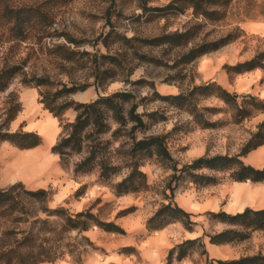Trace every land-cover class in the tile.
Instances as JSON below:
<instances>
[{
    "label": "rangeland",
    "instance_id": "1",
    "mask_svg": "<svg viewBox=\"0 0 264 264\" xmlns=\"http://www.w3.org/2000/svg\"><path fill=\"white\" fill-rule=\"evenodd\" d=\"M222 1L225 0L215 3L205 0L204 6L210 13L206 15L195 12L189 0H0V69L16 70L7 89L0 92V130L25 131L36 125L31 131L40 134L43 142L46 136L52 142L50 151L56 153L52 147L60 140L63 124L74 121L76 111L71 107L60 117L54 115L41 102L44 94L53 95L65 85L78 86L77 91L68 95V100L90 102L101 95L131 91L134 97L125 107L128 109L136 103V111L147 122V127L137 129L135 135L142 138L166 134L175 161H163L157 156L142 159L140 170L147 175V186L118 193L115 184L129 174L126 167L109 178L102 177L98 167L76 174L75 163L83 154H72L63 160L56 153L60 160L51 163L49 169L52 172L60 164L73 174L77 188L68 193L62 189L63 181H55L51 173L36 174V181L30 179L31 173L28 177L20 175L22 169L16 167V157L11 153L19 147L9 140H0V186L8 188L22 182L26 189L46 188L51 192L45 202L26 196L17 209L28 208L27 213L0 217V248L17 247L18 241L32 229L38 242L43 241L51 248V259L39 264H82L91 249L106 250L92 239L94 231L101 228L104 234L112 232L92 226L84 231L60 234L55 229L58 217L40 208L63 206L73 213L91 209L102 220L117 223L116 218L130 213L124 210L138 209L136 205L124 208L120 203L147 202L148 206L161 201L167 203L169 183L178 182L176 195L188 191L200 198L209 192L208 188L232 181L229 171H218L213 172L219 179L217 184L198 185L189 176H180V169L204 154L239 153L264 121V112L255 110L250 118L236 122L229 105L218 96L199 95L197 112L201 122L189 109L179 108L164 98L211 81L221 83L232 93L263 98L264 77L259 76L251 85H247L246 79L252 72L264 68L236 73L229 66L264 51V0H231L228 4ZM17 14L35 17L22 32L14 24L13 17ZM180 31L186 36L178 43L154 42L164 34ZM221 39H226L225 44L190 62L186 60L192 49ZM222 73L226 74L225 83L221 82ZM116 127L117 123L112 120L111 129L103 138L113 139L110 150L114 159H120L114 149L130 135L124 130L121 138L114 139L112 132ZM173 163L180 176L177 181L172 178ZM201 172L208 170L201 169ZM11 178L16 180L10 182ZM46 217L48 222L39 221ZM199 222L207 226L209 234L219 233L220 223L229 225L214 220L209 214ZM241 241L245 240L233 244ZM204 248H194L190 256L195 252L206 253ZM244 248V252L249 251L246 255L264 254V249L257 248L253 242Z\"/></svg>",
    "mask_w": 264,
    "mask_h": 264
},
{
    "label": "trees",
    "instance_id": "2",
    "mask_svg": "<svg viewBox=\"0 0 264 264\" xmlns=\"http://www.w3.org/2000/svg\"><path fill=\"white\" fill-rule=\"evenodd\" d=\"M189 1L195 12L206 15L210 14L208 8L204 6L205 0ZM206 1L211 3L220 2V0ZM230 1H222V4H228ZM181 10L183 9L181 8ZM13 18L15 27L19 32H22L27 27V24L34 21L35 17L17 14ZM184 36H186V33L181 31L168 33L154 39V42L163 43V41H169L178 43L181 40L180 38ZM225 42L226 39H221L213 42V44L194 48L188 53L186 60L190 62L201 54L215 50L225 44ZM258 68H264V51L256 54L250 60L229 66V69L234 70L236 73L250 72V70ZM15 73L16 70L12 68L0 69V92L7 89L9 81ZM97 77L99 79L100 75L97 74ZM77 89L78 86L65 85L64 88L59 89L53 95L44 94L41 100L54 115L59 117L71 107L76 111L74 121L63 124L60 140L52 147V150L62 156L63 160H66L72 154H83V157L75 163L74 173L89 172L98 167L101 176L109 178L120 169L126 167L129 169V174L115 184V189L118 193H127L141 190V188L147 186V175L144 171L140 170L142 159L157 156L163 161L169 160L175 162L174 156L168 148V136L166 134H149L142 138L135 135L134 132L137 129L147 127V122L143 118V115L136 111V103H133L128 109L125 107L134 97L131 91H116L110 95H101L90 102L68 100V95L77 91ZM199 95L218 96L229 105L232 117L236 122L250 118L255 110L264 112V97L258 98L252 94L241 95L237 92L232 93L221 83L215 81L199 84V86H195L187 92L181 91L178 94L164 96V98L179 108L185 107L189 109L198 118L197 98ZM60 97L65 98L60 100ZM240 97H242V100L239 99ZM12 116L14 115L12 114ZM112 120L117 123V127L112 132L114 139L121 138L124 130L128 131L130 135L129 139H123L120 145L114 149L115 155L120 156L118 157L120 159H114L113 152L110 150L113 139L103 138V134L110 131ZM198 121L203 122L202 118H198ZM252 134V138L244 144L239 153H235V155L229 153L201 155L191 163L184 164L180 169V176L187 175L191 181L198 185H213L219 182V179L213 175V172L229 171L230 178L235 181L264 182V167L252 166L247 164L243 159L252 149L264 144V121L258 125V130ZM0 140H9L21 149L35 147L43 143L40 134L31 130H0ZM172 167L175 169L172 178H175V181H177L180 177L177 175V166L173 163ZM201 169H206L208 172L199 173ZM178 185V182L168 184L170 192H167L165 195L168 202L162 204L156 213L147 220L149 231L163 228L172 221H180L188 228H193L195 222L192 220L191 213L174 201ZM50 194L51 192L46 188H39L37 190L26 189L22 182H16L8 188L0 186V217H10L16 212L27 213L28 208L17 209L19 208V204L23 203L26 196H31L45 202ZM40 209L48 215H56L58 217L55 229L59 230L60 234L71 230H78L80 232L92 226H100L112 233H126V230L120 224L102 220L91 209L81 210L77 213H73L63 206ZM131 211L132 208L126 209L124 213ZM208 214L214 220L226 222L230 225L229 228L219 233L208 234L209 239L213 243H233L246 240L255 230H264V208H246L236 214H231L224 210L209 212ZM39 221L45 223L49 221V218L46 217ZM17 244V247L0 248V264H39L47 259H51V248L44 244L43 241L38 242V237L32 229L28 230ZM203 246V241L200 238L186 240L185 243L173 248L168 258L171 259L176 252L175 257L178 260H182L194 248ZM203 250L205 251V248ZM217 261L223 264H264V254L255 253L253 255H243L238 259H220ZM213 263L214 261L210 260V264Z\"/></svg>",
    "mask_w": 264,
    "mask_h": 264
},
{
    "label": "crops",
    "instance_id": "3",
    "mask_svg": "<svg viewBox=\"0 0 264 264\" xmlns=\"http://www.w3.org/2000/svg\"><path fill=\"white\" fill-rule=\"evenodd\" d=\"M262 70L252 72L246 79L247 85L254 83L259 76L264 77V70ZM225 79L226 74L222 73L221 82L225 83ZM261 91L263 92L262 97H264V87ZM36 128V125L30 127L31 130ZM44 139H46L45 142L35 147L21 150L13 149L11 153L16 157V167L22 169L21 174L25 177L31 173L30 179L34 181L38 179L36 178L38 173L46 171L47 176L51 173L55 176V181H63L62 189L64 191L72 193L77 188L73 174L65 171L60 164L54 167L52 172L48 169L51 163L59 162L60 156L50 151L49 146L52 145V142L48 141L46 136H44ZM22 153L25 154L22 155ZM243 159L252 166L264 167V144L252 149ZM15 178H11L10 182L15 181ZM207 191L209 192L203 194L200 198L188 191H184L174 198V201L180 207L191 213L192 220L195 222L192 229L180 221H172L163 228L149 231L147 220L156 213L162 204H166L164 201L156 203L154 206H148L147 202L120 203L121 207L124 208H130L132 205L138 206L136 211L132 210L128 215L116 218L117 224H120L126 230V233L108 235L104 234L101 228L95 230L92 239L102 244L106 250L91 249L83 258L82 264H210V260L214 261L213 264H223L217 260L238 259L249 254V251H243L245 249L244 245L247 243L253 242L257 248L261 246L264 249V230H255L250 240L247 239L237 244L230 242L217 244L209 239L208 234L211 232H209L207 226L200 225L201 222H199L202 219L204 220L205 215L209 212L224 210L236 214L246 208H264V182L229 180L221 182L218 187L208 188ZM80 206L85 207L86 205ZM80 206L77 207L80 208ZM229 227L227 224L220 223L218 232ZM196 238L203 241L206 253L195 252L191 256L188 254L184 259L178 260L175 257V252L171 259L168 258L173 248L185 243L186 240ZM66 264L74 263L68 262Z\"/></svg>",
    "mask_w": 264,
    "mask_h": 264
},
{
    "label": "bare ground",
    "instance_id": "4",
    "mask_svg": "<svg viewBox=\"0 0 264 264\" xmlns=\"http://www.w3.org/2000/svg\"><path fill=\"white\" fill-rule=\"evenodd\" d=\"M50 132H51V130H50ZM52 134V133H51ZM13 149V148H12ZM19 149V148H18ZM21 150V149H20ZM28 151H29V149H28ZM26 153V152H25ZM25 153H22V155H24ZM27 153H29V152H27ZM31 153V152H30ZM7 155H10V154H7ZM6 155V156H7ZM47 155V154H46ZM51 155V154H50ZM49 155V156H50ZM29 156V155H28ZM52 156V155H51ZM45 157V156H44ZM27 158V157H26ZM32 158V157H31ZM262 158V157H261ZM260 158V159H261ZM28 159V158H27ZM33 159V158H32ZM32 159H31V161H32ZM10 160V159H9ZM262 160V159H261ZM8 162V161H7ZM11 163V162H10ZM32 164V163H31ZM34 164V163H33ZM39 164V163H38ZM4 165V164H3ZM7 165H9V164H7ZM49 165V164H48ZM32 166V165H31ZM30 166V167H31ZM5 167V166H4ZM8 167V166H7ZM10 167H12V166H10ZM28 167V166H27ZM45 167H47V166H45ZM3 168V167H2ZM6 168V167H5ZM23 168V167H22ZM7 169V168H6ZM24 169V168H23ZM29 169V168H28ZM35 169V168H34ZM49 169V168H48ZM10 170V169H9ZM45 170H47V169H45ZM50 170V169H49ZM43 171V170H42ZM10 172V171H9ZM8 172V173H9ZM22 172V171H21ZM50 172V171H49ZM2 173V172H1ZM8 173L6 174V176L8 175ZM20 173V172H19ZM24 173V172H23ZM45 173V172H44ZM21 175H23V174H21ZM23 176H25V175H23ZM43 176V175H42ZM47 176V175H46ZM28 177V176H27ZM37 178V177H36ZM36 181V180H35ZM36 183V182H35ZM35 185V184H34ZM39 185V184H38ZM36 186H37V184H36ZM262 192V191H261ZM256 194V193H255ZM259 195V194H258ZM252 196V195H251ZM261 196H263V195H261ZM214 251V250H213Z\"/></svg>",
    "mask_w": 264,
    "mask_h": 264
}]
</instances>
